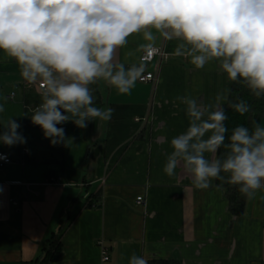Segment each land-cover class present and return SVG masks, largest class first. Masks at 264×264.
<instances>
[{"label": "crops", "instance_id": "0c3cea01", "mask_svg": "<svg viewBox=\"0 0 264 264\" xmlns=\"http://www.w3.org/2000/svg\"><path fill=\"white\" fill-rule=\"evenodd\" d=\"M155 35L163 59L142 61L149 43L142 33L131 34L117 51L118 62L143 64L142 76L153 73L155 80H138L130 94L98 81L91 86L95 105L111 108V118L89 121L84 129L72 121L57 125L65 140L56 145L30 119L41 102L39 83L25 80L16 61L0 52V123L11 117L26 138L11 147L0 143V153L13 159L0 167V264L41 258L67 217L63 259L53 264H128L132 254L147 264H264V191L237 217L216 181L200 190L179 169L174 177L163 171L171 138L188 126L186 106L176 97L213 104L227 88L229 100L233 82L218 62L196 69L173 55L177 40Z\"/></svg>", "mask_w": 264, "mask_h": 264}, {"label": "clouds", "instance_id": "9594fccd", "mask_svg": "<svg viewBox=\"0 0 264 264\" xmlns=\"http://www.w3.org/2000/svg\"><path fill=\"white\" fill-rule=\"evenodd\" d=\"M133 33L149 42L142 46L149 55L155 33L175 39L173 55L188 58L196 69L218 62L229 81L264 98V0H0V52L16 61L25 80L39 83L41 102L30 119L52 145L65 140L57 125L72 121L84 129L89 121L111 118V108L95 105L92 85L104 81L130 94L142 79L143 64L117 61ZM229 92L218 93L213 104L176 97L186 106L188 126L171 138L163 171L174 177L179 169L200 190L213 181L221 182L217 190L225 183L237 186L253 200L264 191V122L237 125L229 133L222 101L240 115L251 110L244 99L228 100ZM0 124V143H26L16 120ZM128 264L147 261L132 254Z\"/></svg>", "mask_w": 264, "mask_h": 264}, {"label": "trees", "instance_id": "16d2710c", "mask_svg": "<svg viewBox=\"0 0 264 264\" xmlns=\"http://www.w3.org/2000/svg\"><path fill=\"white\" fill-rule=\"evenodd\" d=\"M239 99L246 100L251 105V110L240 115L233 111L228 104L224 106L228 119L225 121L229 133L232 128L237 125H245L251 127L252 121L262 122L264 118V98H257L251 94L246 86L240 83L233 82L231 87L230 101L237 102ZM223 152V149L219 150ZM219 154V153H218ZM221 183L216 181V184ZM223 188L227 190L228 200L230 204V210L233 215L241 217L244 214L247 199L241 195L237 186L224 184ZM100 207V206H99ZM72 216V213H70ZM70 217H67L65 221L61 222V228L58 233L54 234L46 243L43 249V256L30 264H53L60 263L63 259V246L62 237ZM156 264H178L174 262H159Z\"/></svg>", "mask_w": 264, "mask_h": 264}, {"label": "built area", "instance_id": "2783aa9c", "mask_svg": "<svg viewBox=\"0 0 264 264\" xmlns=\"http://www.w3.org/2000/svg\"><path fill=\"white\" fill-rule=\"evenodd\" d=\"M157 57H159L160 59H163L165 57V54L162 48H155V50L151 53V55H149L148 51L146 50L142 56V61L144 63H153L157 59ZM154 80H155V74L153 73H147L142 76V79H139L141 83H149ZM11 96L12 98L14 97V95H11ZM24 153L29 154V150H25ZM0 155H3L4 157H6V159H0L1 168L13 163V159L9 155L2 154V153H0ZM143 203H144V199L142 197H139L137 199V204L142 205ZM101 247H102V260L103 262H108L110 260L109 251L106 247L102 245V243H101Z\"/></svg>", "mask_w": 264, "mask_h": 264}]
</instances>
